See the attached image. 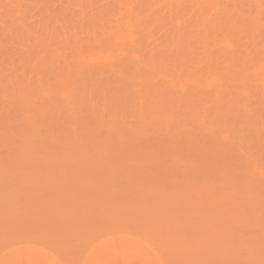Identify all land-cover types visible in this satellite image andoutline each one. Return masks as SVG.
Instances as JSON below:
<instances>
[{
	"label": "rangeland",
	"instance_id": "1",
	"mask_svg": "<svg viewBox=\"0 0 264 264\" xmlns=\"http://www.w3.org/2000/svg\"><path fill=\"white\" fill-rule=\"evenodd\" d=\"M0 264H264V0H0Z\"/></svg>",
	"mask_w": 264,
	"mask_h": 264
}]
</instances>
